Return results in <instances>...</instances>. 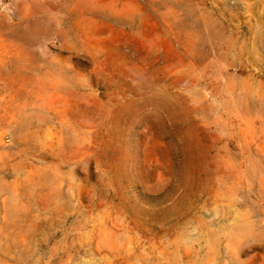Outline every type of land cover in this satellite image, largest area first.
I'll use <instances>...</instances> for the list:
<instances>
[{"label":"rangeland","instance_id":"rangeland-1","mask_svg":"<svg viewBox=\"0 0 264 264\" xmlns=\"http://www.w3.org/2000/svg\"><path fill=\"white\" fill-rule=\"evenodd\" d=\"M0 264H264V0H0Z\"/></svg>","mask_w":264,"mask_h":264}]
</instances>
